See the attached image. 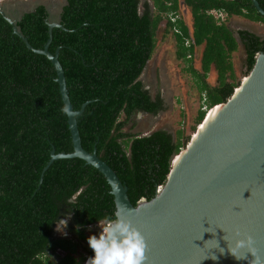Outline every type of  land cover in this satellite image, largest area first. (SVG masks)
<instances>
[{
  "label": "trees",
  "instance_id": "1",
  "mask_svg": "<svg viewBox=\"0 0 264 264\" xmlns=\"http://www.w3.org/2000/svg\"><path fill=\"white\" fill-rule=\"evenodd\" d=\"M182 1L191 27L182 16L171 19ZM258 2L264 9V0ZM2 8L35 48L47 42L49 22L65 26L53 28L49 50L61 47L59 61L74 108L90 101L77 116L82 145L90 152L96 148L117 172L135 206L166 183L172 160L189 139L184 130L176 135L164 129L145 135L125 130L136 113L156 115L164 109L160 94L152 96L141 80L159 25L173 32L177 58L190 63L208 109L226 102L240 85L232 62L238 39L213 11L264 23L252 0H66L54 15L45 3L29 11ZM237 34L249 73L264 52V38L249 30ZM199 46L201 69L193 65ZM212 68L217 84L208 81ZM56 77L52 61L28 49L0 13V264H84L94 255L91 248L88 256L80 251V240L88 239L84 229L116 211L106 177L83 159H58L44 171L53 148L74 150ZM206 109H199L196 124ZM63 219L77 238L56 234Z\"/></svg>",
  "mask_w": 264,
  "mask_h": 264
},
{
  "label": "water",
  "instance_id": "2",
  "mask_svg": "<svg viewBox=\"0 0 264 264\" xmlns=\"http://www.w3.org/2000/svg\"><path fill=\"white\" fill-rule=\"evenodd\" d=\"M252 2L264 16L258 0ZM180 6H184L183 1ZM182 11L188 24L187 9ZM0 13L28 49L52 61L64 107L69 108L74 150L56 153L53 148L44 171L62 158L79 157L96 167L111 186L116 210L130 219L146 239L144 264H257V257L258 264H264V52L257 54L252 70L230 98L212 107L223 105L224 109L207 128L198 126L199 136L193 135L186 148L176 155H183L177 167L174 157L167 181L157 194L150 200L142 198L135 206L117 172L97 154L96 148L90 152L82 145L77 116L90 101L79 110L74 108L59 61L61 47L55 53L49 50L53 28L65 26L58 21L49 22L47 42L43 48H35L19 30L16 19L1 7ZM238 88L241 90L237 94ZM248 235L253 237L254 244L235 249L236 240ZM229 248L246 259H237Z\"/></svg>",
  "mask_w": 264,
  "mask_h": 264
},
{
  "label": "rangeland",
  "instance_id": "3",
  "mask_svg": "<svg viewBox=\"0 0 264 264\" xmlns=\"http://www.w3.org/2000/svg\"><path fill=\"white\" fill-rule=\"evenodd\" d=\"M66 0H0V7L6 6L13 10H33L36 5L45 3L49 7L52 15L58 14L61 6ZM190 14V13H188ZM216 13V17H220L224 22L235 31V36L238 39V49L232 54V62L237 81L241 83L243 78L249 73H246V52L242 41L239 39L237 31L249 30L264 38V23L251 21L241 16L228 17L226 14ZM157 43L154 52L148 61L142 75L141 80L148 88L152 96L160 94L163 99L164 109L158 114L136 113L125 130L132 133L149 134L157 129H164L176 135L178 130H184L186 136H189L188 142L182 149H185L191 138L196 136L198 126L196 117L199 109L203 107L202 99L197 88L196 78L190 71V63L177 58V44L172 31L167 32L164 24H160L157 31ZM202 46L196 48L194 52L193 65L201 69V51ZM208 81L212 84H217V72L212 68L208 74ZM210 111V110H209ZM209 111L207 113L209 114ZM196 125L193 130L192 126ZM63 221H66L63 222ZM61 223L65 226L58 225L56 227L57 235H66L71 238H77L75 233L69 228L67 219H63ZM104 221H102L103 223ZM100 224H94L84 229L87 237L92 234H98ZM82 246L80 251L87 255L86 248H90L87 240H80ZM88 256V255H87ZM89 257H87L88 259ZM86 259V260H87ZM86 262V261H85ZM85 264V263H84Z\"/></svg>",
  "mask_w": 264,
  "mask_h": 264
},
{
  "label": "clouds",
  "instance_id": "4",
  "mask_svg": "<svg viewBox=\"0 0 264 264\" xmlns=\"http://www.w3.org/2000/svg\"><path fill=\"white\" fill-rule=\"evenodd\" d=\"M184 7L186 8L185 5L183 8ZM218 12L223 11H213L215 15ZM223 13L226 14L225 12ZM177 15L183 17V11L181 8ZM217 18H219L221 22L224 21L219 16ZM187 25L188 27H191L189 24ZM204 99L205 98L202 99V102ZM211 108L206 110L209 111ZM62 111L67 114L69 108L65 106ZM122 207L127 206L122 205ZM62 221L63 220L59 221L58 224L60 226H65L66 221H63L65 223H61ZM99 224L101 229L99 233L92 234L87 239L88 245L93 250L94 255L90 256L85 264H144L147 250L146 239L141 231L134 226L132 221L126 218L119 209L114 212L113 216L107 217L106 222L102 223L99 221ZM237 235L239 236L240 233L237 232ZM253 244V237L248 235L246 238L236 240L234 248H250ZM229 250L237 259H246L245 257H238L232 248H229ZM212 258L216 259V257ZM256 260L258 264L259 257H257Z\"/></svg>",
  "mask_w": 264,
  "mask_h": 264
},
{
  "label": "bare ground",
  "instance_id": "5",
  "mask_svg": "<svg viewBox=\"0 0 264 264\" xmlns=\"http://www.w3.org/2000/svg\"><path fill=\"white\" fill-rule=\"evenodd\" d=\"M248 78H245L244 79V82H246ZM241 89H237V94L240 92ZM224 109V106L223 105H219V106H216L215 108H212V109H209V114L207 115V121L205 122V124H202L201 125V128H207V126L212 122V119H214L218 114H220ZM217 119V118H216ZM199 136V134H196L195 138H197ZM183 159V155H179L177 156L173 162H174V167H177L181 161Z\"/></svg>",
  "mask_w": 264,
  "mask_h": 264
},
{
  "label": "built area",
  "instance_id": "6",
  "mask_svg": "<svg viewBox=\"0 0 264 264\" xmlns=\"http://www.w3.org/2000/svg\"><path fill=\"white\" fill-rule=\"evenodd\" d=\"M219 14H220V16H222L221 14L223 13V12H218ZM179 16L177 15V16H175L174 18H172V20L173 21H176V19L178 18ZM175 31L177 32V31H179L177 28H175ZM192 42H191V40L190 39H187L186 41H185V44L187 45V46H190V44H191ZM191 55H189V57H190ZM203 108H205L206 109V106H204ZM159 189V188H158Z\"/></svg>",
  "mask_w": 264,
  "mask_h": 264
},
{
  "label": "crops",
  "instance_id": "7",
  "mask_svg": "<svg viewBox=\"0 0 264 264\" xmlns=\"http://www.w3.org/2000/svg\"><path fill=\"white\" fill-rule=\"evenodd\" d=\"M186 9H187V22H188V24L191 26V23H192V16L190 15V14H188V13H190V10L188 9V7H186ZM181 10H183V7L181 8ZM203 50V48L201 49V51Z\"/></svg>",
  "mask_w": 264,
  "mask_h": 264
}]
</instances>
